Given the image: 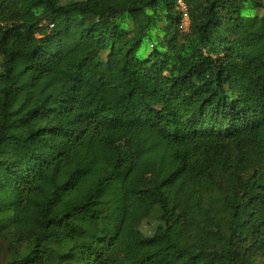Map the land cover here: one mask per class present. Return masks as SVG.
<instances>
[{"label": "trees", "instance_id": "obj_1", "mask_svg": "<svg viewBox=\"0 0 264 264\" xmlns=\"http://www.w3.org/2000/svg\"><path fill=\"white\" fill-rule=\"evenodd\" d=\"M0 69V264H264V0H0Z\"/></svg>", "mask_w": 264, "mask_h": 264}, {"label": "rangeland", "instance_id": "obj_2", "mask_svg": "<svg viewBox=\"0 0 264 264\" xmlns=\"http://www.w3.org/2000/svg\"><path fill=\"white\" fill-rule=\"evenodd\" d=\"M185 31V30H184ZM186 32V31H185ZM112 61V58L109 59V62ZM117 64V61L116 60H113V65H116ZM121 65H118L115 70H116V73H115V81L119 82L120 81V72H122V70H120L121 68ZM0 73H1V69H0ZM136 210L142 212L143 214L146 213V208L145 206L143 205H137L136 206ZM193 226V223H190V227ZM162 244H155V245H150V246H142V248L140 247H135V252H138L140 251V254L142 253H147V252H151V251H154L156 250L157 248L161 247ZM263 263H264V260H263Z\"/></svg>", "mask_w": 264, "mask_h": 264}, {"label": "built area", "instance_id": "obj_3", "mask_svg": "<svg viewBox=\"0 0 264 264\" xmlns=\"http://www.w3.org/2000/svg\"><path fill=\"white\" fill-rule=\"evenodd\" d=\"M179 6L184 16L181 27L183 30L187 31L190 26L189 10L187 5L183 1L179 2Z\"/></svg>", "mask_w": 264, "mask_h": 264}]
</instances>
